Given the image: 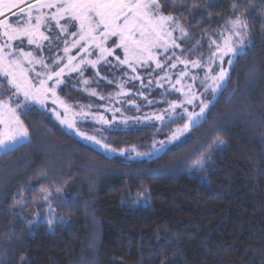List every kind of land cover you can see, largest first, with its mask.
<instances>
[{
    "label": "trees",
    "instance_id": "trees-1",
    "mask_svg": "<svg viewBox=\"0 0 264 264\" xmlns=\"http://www.w3.org/2000/svg\"><path fill=\"white\" fill-rule=\"evenodd\" d=\"M161 4L187 32L180 44L190 61L211 55L228 22L246 21L249 44L224 88L184 140L133 162L21 105L30 142L0 154V264H264V0ZM59 93L87 102L69 85ZM180 125L103 140L149 153ZM49 210L63 221L33 228Z\"/></svg>",
    "mask_w": 264,
    "mask_h": 264
},
{
    "label": "snow or ice",
    "instance_id": "snow-or-ice-1",
    "mask_svg": "<svg viewBox=\"0 0 264 264\" xmlns=\"http://www.w3.org/2000/svg\"><path fill=\"white\" fill-rule=\"evenodd\" d=\"M24 2L25 0H0V17H5L6 11L11 12L12 9L19 8L15 25L6 18L0 19V39H4V43L0 44V76H3L6 84L15 90V96L22 95L24 97L25 103L31 101L43 106L50 98L54 105H59L64 109L63 117L53 109L61 124L76 130L78 135L100 145L105 151L116 152L117 150L109 144L95 136L79 132L76 128L74 117L76 115L87 116L89 113L72 112L70 107L58 96L57 89L64 83L65 73L80 72L82 76V65H91L95 68L101 61L110 63L108 57L112 56L120 65H127L133 72H136V65L143 66L149 61H154L156 68H162L163 65L157 59L158 50L163 49L164 52H167L170 47H179L173 37V32L179 29L181 35L184 36L187 35L185 29L174 16L163 13L161 0H35V3L28 4L26 13L24 8L19 7ZM167 2L168 0H164V3ZM233 7L235 8V5ZM44 9H55V11L44 12ZM33 11H35V15ZM21 14L26 15L27 19L24 20ZM230 23L232 31L229 35L222 36V45H216V51L212 53V57L215 59L210 60L208 71L204 76L205 81H211L206 85V88H211L213 95L223 87L228 77V70L224 67V58L229 57L226 63L231 65L233 58L239 57L246 47L244 45V36L248 27L246 21L237 16ZM42 27L49 31L53 28L59 29L60 33L74 38L71 42L67 39L63 41V51L67 59V63H64L63 66H60L59 61L65 57L54 60L53 64L56 67L51 68L42 57L38 59L33 52L25 51L23 47L13 44L17 40H20L22 44L26 38L27 44L35 45L37 49L41 48V41L50 39L41 31ZM234 37L237 38L236 41H234ZM212 43L215 44V41ZM74 48H78L85 54L77 63H74L77 57L69 54ZM117 49L123 52V59L116 54ZM94 52H98L97 58L95 60L88 59L87 57L93 55ZM176 59L185 66L189 63L180 60L179 57ZM217 59L219 60L217 65L219 71L211 74L214 72L211 63H215ZM191 63L193 67L202 66L199 61ZM25 64L31 67H25ZM36 64L41 65L46 71H35ZM171 67L175 68L176 64H171ZM31 72H35L36 82L30 76ZM187 75L186 71L181 73V76ZM192 79L196 80L197 77L193 76ZM50 81H52L51 85ZM180 82V79H177L176 83ZM83 83L87 85L89 81L84 80ZM4 86V84H0V87ZM120 87L123 89V85ZM191 87V85L188 86L187 92L177 89L184 95V100L181 103H171L170 108L173 111L177 107H181L182 104L192 105L194 103L197 96L191 91ZM90 94L97 95L95 90H90ZM121 94H124L123 91ZM200 104L199 113L187 112L185 109L188 122L184 124L183 131H187L194 123L198 122L200 117L204 116L208 102L201 99ZM20 106V104H16L13 107L11 97L8 100H0V150L5 154L14 151L25 142H30L28 128L25 127L17 112ZM96 119L99 122L108 123L103 115H99ZM156 119L162 120L163 117L157 116ZM172 138L175 139L176 136L174 135ZM123 152L124 150L121 149L120 154L122 155ZM137 155H141V153H137ZM43 199L47 200V195ZM47 223L51 225L52 220L49 219Z\"/></svg>",
    "mask_w": 264,
    "mask_h": 264
},
{
    "label": "rangeland",
    "instance_id": "rangeland-1",
    "mask_svg": "<svg viewBox=\"0 0 264 264\" xmlns=\"http://www.w3.org/2000/svg\"><path fill=\"white\" fill-rule=\"evenodd\" d=\"M30 3H35V0H25L24 3L19 5V7L24 8L26 13L27 6ZM43 11L52 12L55 11V9H44ZM18 13L19 8H14L11 10V12L6 11L5 17H0V19L6 18L10 23L15 25L17 22L16 14ZM33 14L35 15V11H33ZM21 15H23L24 20L27 19L26 15ZM34 22L35 21L33 19V23ZM21 23H23V21H21ZM61 23L63 24L64 21L62 20ZM41 31H43L45 35H48L50 39L41 41V48L39 49H37L35 45L27 44L26 38L22 44L20 40L14 41L13 44L23 47L25 51L33 52V54L38 59L42 57L46 64H48L51 68H55L56 65L53 64V61L59 57H65V53L63 51L64 39H67L69 42H71L74 38L70 35L60 33L59 29L56 28H53L51 31H49L47 28L42 27ZM231 31V23L228 22L223 27V29L218 32L217 39L210 40L212 53L216 51L217 44L222 45V36L229 35ZM186 36L187 35L182 36L179 29H177L173 32V37L176 39V43L179 44V47H170L167 52H164L163 49L158 50L159 54L157 59H159L163 65L162 68H156L155 62L149 61L143 66L136 65V72H133L127 65H120L118 61H116L115 57L112 56L108 57L110 63H104L101 61V63L97 64L95 68H93L91 65H82V76L80 75V72L65 73L63 77L64 83L57 89L58 96L67 106L70 107L72 112L79 113L84 111L89 113L87 116L76 115L74 117L76 128L79 130V132H83L89 136H95L104 143L105 141L103 138L105 132H111L114 130H124L130 132L136 130L160 129L164 125L171 122L181 123V125L177 127L172 132V134L167 137V139L157 141L153 150H151L149 153L139 152L135 149H126L122 155L119 151H105V149L100 145H97L92 141L86 140L82 136L78 135L76 130L69 129L65 124H61L60 120L57 119L55 112H59L63 117L64 109L59 105H54L50 98L43 106L31 101L25 103L24 97L22 95L19 97L14 95L15 90L6 84L3 76H0V84H4L6 89H4V87H0V93L4 96H0V100H8V98L11 97L13 107H15L16 104H28L36 105L44 109L67 132L76 136L81 141L91 145L107 156L120 158L129 162L155 158L163 153V151L169 149L171 146L176 145L184 140L191 129L203 119L204 116L200 117L198 122L194 123L187 131L182 130L184 124L188 122L185 109H187V112L199 113L201 99L208 102V109L224 88L229 77L231 67L233 66L236 59L233 58V63L228 65L226 61L229 59V57L224 58V67L228 70V77L224 82L223 87L217 91L215 95H213L211 88H206V85L210 84L211 81H205L204 76L208 71L210 60L215 58L212 57L211 53V55L204 60H195L201 63V67H193L191 63L192 61H190L182 53L183 48L180 42ZM233 39L234 41L237 40L235 37ZM213 41H215V44L212 43ZM3 43L4 39H0V44ZM248 44L249 41L246 30L244 36V45L247 47ZM246 47L243 49V53ZM69 54L77 57L74 63L79 62L81 56L85 55L84 53L80 52L78 48L72 49ZM116 54L119 55L121 59H123V52L121 50L117 49ZM97 55L98 52H94L93 55L88 56L87 58L95 60ZM176 57H179L180 60L188 61L189 63L187 66H185V64L178 62ZM59 63L60 66H63L64 63H67L66 57L59 61ZM173 63L176 64L175 68L171 67V64ZM218 64V59L215 60V63H211V67L214 69V72L211 74H215V72L219 71V67L217 66ZM25 67L31 66L25 64ZM34 67L35 71L37 72L46 71L39 64H36ZM185 71L188 73V75L181 76V73ZM30 76L34 82L37 81L35 72H31ZM193 76H196L197 79L193 80ZM134 77L138 78L134 79ZM177 79H180L181 81L179 84L176 83ZM84 80H88L89 83L85 85L83 83ZM49 84L51 85L52 81H50ZM66 85H69L72 89L83 93L87 102L81 101L75 104L67 102L59 93V90ZM121 85H123V89H121ZM189 85L192 86L191 91L196 94L197 99L192 105L182 104L181 107H177L175 111H173L170 108V104L173 102L181 103L184 100V95L181 91H177V89H182L183 92H187L189 90ZM107 87H110L111 89L106 91L105 88ZM90 90H95L97 95H91ZM122 91L124 94H121ZM101 97H103V99H101ZM207 109L205 110V113ZM99 115H103L108 123L99 122L96 119V117ZM157 116H162L163 119H156ZM174 135L176 136L175 139L172 138ZM2 153H4V151L0 150V154ZM137 153H141V155H137ZM49 219L52 220L51 225L47 223ZM60 221L63 220H60L52 210H49V213L44 220H40L39 216H36L32 227L35 228L40 222H44L52 230L53 227Z\"/></svg>",
    "mask_w": 264,
    "mask_h": 264
}]
</instances>
